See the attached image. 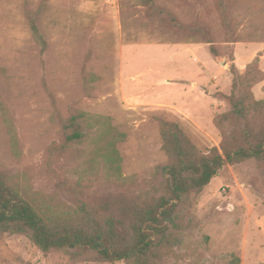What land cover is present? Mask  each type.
Masks as SVG:
<instances>
[{
  "label": "rangeland",
  "instance_id": "1",
  "mask_svg": "<svg viewBox=\"0 0 264 264\" xmlns=\"http://www.w3.org/2000/svg\"><path fill=\"white\" fill-rule=\"evenodd\" d=\"M263 50L264 0H0V174L44 217L75 221L85 207L126 229L139 199L164 190L161 123L202 155L219 150L214 119L230 109L233 80L238 91L259 80L251 91L264 100ZM78 114L83 137L68 141ZM102 130L118 178L97 157ZM150 263L264 264V166H223ZM0 264L128 262L43 253L0 232Z\"/></svg>",
  "mask_w": 264,
  "mask_h": 264
},
{
  "label": "trees",
  "instance_id": "2",
  "mask_svg": "<svg viewBox=\"0 0 264 264\" xmlns=\"http://www.w3.org/2000/svg\"><path fill=\"white\" fill-rule=\"evenodd\" d=\"M141 1L146 4L149 0ZM160 22L166 26L163 20ZM32 30L40 36L34 24ZM237 79L232 84L230 109L214 119L222 138L219 150L213 148L202 155L177 124L161 123V149L167 159V165L161 168L164 190L157 197L139 199L127 214L126 229L113 217L99 219L85 207L80 208L75 221L44 217L0 174V232L26 235L43 253L83 251L106 262L151 264L157 248L174 229L179 208L208 185L223 166L248 160L264 166V100H256L251 91L259 80L238 91ZM79 118L87 120L84 114L70 119L68 141L83 137L73 129ZM106 134L102 130L95 142L97 157L103 160L108 175L118 178L116 151Z\"/></svg>",
  "mask_w": 264,
  "mask_h": 264
}]
</instances>
